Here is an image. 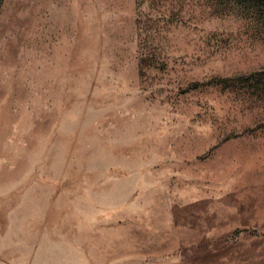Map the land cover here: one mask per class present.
<instances>
[{
  "label": "rangeland",
  "instance_id": "374dc122",
  "mask_svg": "<svg viewBox=\"0 0 264 264\" xmlns=\"http://www.w3.org/2000/svg\"><path fill=\"white\" fill-rule=\"evenodd\" d=\"M0 264H264V0H0Z\"/></svg>",
  "mask_w": 264,
  "mask_h": 264
}]
</instances>
